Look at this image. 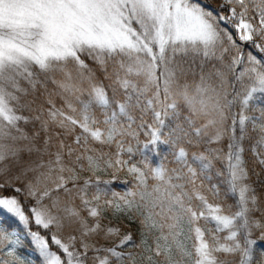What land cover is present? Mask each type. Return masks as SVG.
<instances>
[{
	"label": "snow or ice",
	"instance_id": "snow-or-ice-1",
	"mask_svg": "<svg viewBox=\"0 0 264 264\" xmlns=\"http://www.w3.org/2000/svg\"><path fill=\"white\" fill-rule=\"evenodd\" d=\"M212 3L0 0V264H264V0Z\"/></svg>",
	"mask_w": 264,
	"mask_h": 264
},
{
	"label": "rangeland",
	"instance_id": "rangeland-1",
	"mask_svg": "<svg viewBox=\"0 0 264 264\" xmlns=\"http://www.w3.org/2000/svg\"><path fill=\"white\" fill-rule=\"evenodd\" d=\"M101 175H104L103 173H101ZM125 186L122 185V183H120L119 189H123ZM10 226L15 224V221H10L9 222ZM20 254L26 257V264L27 261H32L33 264H41V261L39 259V257L34 253V251L32 250L31 245H27L25 248L20 250Z\"/></svg>",
	"mask_w": 264,
	"mask_h": 264
},
{
	"label": "trees",
	"instance_id": "trees-1",
	"mask_svg": "<svg viewBox=\"0 0 264 264\" xmlns=\"http://www.w3.org/2000/svg\"><path fill=\"white\" fill-rule=\"evenodd\" d=\"M217 5H216V0H213V3H212V7H216ZM248 159H249V166L251 167L252 166V162H251V156L249 155L248 156ZM257 171H259V169L257 168ZM101 175V174H100ZM102 176H104V175H102ZM105 178H110V177H108V176H105ZM125 178V175L122 173L121 174V180H123ZM255 179V178H254ZM261 181L262 182H264V174H262L261 175ZM123 185V184H122ZM119 186H120V181H117V182H115L114 184H113V187L115 188V189H119ZM125 186V185H124ZM137 225H135V224H133V225H131V228H132V230H136L137 229Z\"/></svg>",
	"mask_w": 264,
	"mask_h": 264
}]
</instances>
